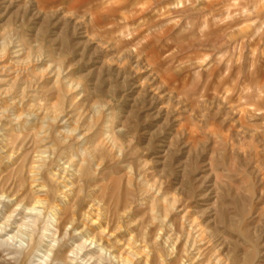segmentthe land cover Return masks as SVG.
Here are the masks:
<instances>
[{
    "label": "rangeland",
    "instance_id": "obj_1",
    "mask_svg": "<svg viewBox=\"0 0 264 264\" xmlns=\"http://www.w3.org/2000/svg\"><path fill=\"white\" fill-rule=\"evenodd\" d=\"M0 117V264H264V0H0Z\"/></svg>",
    "mask_w": 264,
    "mask_h": 264
},
{
    "label": "bare ground",
    "instance_id": "obj_2",
    "mask_svg": "<svg viewBox=\"0 0 264 264\" xmlns=\"http://www.w3.org/2000/svg\"><path fill=\"white\" fill-rule=\"evenodd\" d=\"M12 79V78H11ZM7 81V80H6ZM35 98V97H34ZM10 106V105H9ZM13 108V107H12ZM67 110V109H66ZM3 114V113H2ZM4 117V116H3ZM0 120H2V118L0 117ZM55 120V119H54ZM53 122V121H52ZM55 122V121H54ZM42 125V124H41ZM2 127L1 123H0V128ZM96 127V126H95ZM94 129V128H93ZM61 132V131H60ZM49 132L45 131V136L43 139H41L39 141L40 143V149L38 151V154H37V159L36 161L34 162V166L31 167V170L33 172H31V175L33 173V178H32V190H33V194L35 196V201H34V207H32V209H29L30 212H34V211H37L39 208H44L47 206V200L44 199V195L46 193V187L45 186H42L40 184V181L42 180V169L44 168V166L47 164L48 162V156L47 155V149H46V146L48 144V135ZM84 134V133H83ZM48 136V137H47ZM98 137H101L100 135ZM114 139V138H113ZM66 141V140H65ZM106 141V140H105ZM105 141H99L100 143L98 145H102L103 147H106L110 144V142H106ZM110 141V140H109ZM95 148L97 147L94 146ZM94 148V149H95ZM61 149V148H60ZM12 152V151H11ZM12 156H9V158L7 159H11ZM67 161H70V159H67ZM73 162L70 161V162H67L66 163V167L65 168H61L60 170H58V172L55 174V177H59L61 180H64L67 182L68 187H73V183L76 179V176L78 175V173L80 172V170L83 169V164H84V161L80 160L79 161V164H76L75 166H72ZM74 167V170L73 171H70V169ZM60 171V173H59ZM31 186V184H30ZM31 190V189H30ZM71 190V189H69ZM32 193V192H31ZM58 210V209H57ZM89 212V211H87ZM93 212V211H92ZM56 216V215H55ZM94 224V223H93ZM25 227H28V226H25ZM24 227V228H25ZM52 227V226H51ZM50 229V228H49ZM3 229L0 228V232H2ZM48 232H50L51 230H47ZM188 232V231H187ZM20 233V232H19ZM23 234V233H22ZM197 234V233H196ZM191 236V235H190ZM25 237H30V235L28 233L25 234ZM170 237V236H169ZM16 239V237H13L12 240ZM190 239V237H189ZM11 240V239H10ZM200 240V239H199ZM7 241V240H6ZM180 241V240H179ZM22 243V240L20 241ZM6 243V242H5ZM20 243V244H21ZM137 243V242H136ZM95 244V243H94ZM156 251V250H155ZM46 258H48V256H46ZM43 264L46 263V261H42Z\"/></svg>",
    "mask_w": 264,
    "mask_h": 264
}]
</instances>
